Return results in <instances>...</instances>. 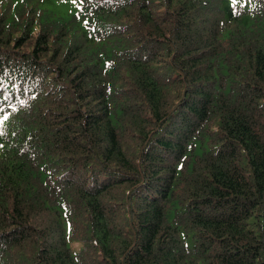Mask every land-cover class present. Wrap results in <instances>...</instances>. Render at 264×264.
<instances>
[{"label":"trees","instance_id":"trees-1","mask_svg":"<svg viewBox=\"0 0 264 264\" xmlns=\"http://www.w3.org/2000/svg\"><path fill=\"white\" fill-rule=\"evenodd\" d=\"M0 264H264V0H0Z\"/></svg>","mask_w":264,"mask_h":264},{"label":"rangeland","instance_id":"rangeland-1","mask_svg":"<svg viewBox=\"0 0 264 264\" xmlns=\"http://www.w3.org/2000/svg\"><path fill=\"white\" fill-rule=\"evenodd\" d=\"M70 5V4H69ZM66 6V5H61L60 4V6H59V10H60V12H63L62 14H66V13H68V12H70V11H72L73 9H75V6Z\"/></svg>","mask_w":264,"mask_h":264}]
</instances>
